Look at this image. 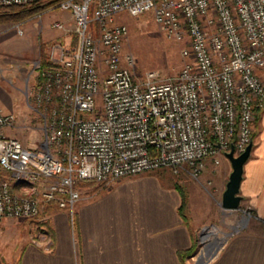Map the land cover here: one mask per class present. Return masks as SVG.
<instances>
[{"label":"built area","instance_id":"built-area-1","mask_svg":"<svg viewBox=\"0 0 264 264\" xmlns=\"http://www.w3.org/2000/svg\"><path fill=\"white\" fill-rule=\"evenodd\" d=\"M41 0H0V7ZM73 20V42L47 45L36 63L31 108L43 139L25 145L8 135L16 114L0 106V219L28 221L37 243L48 234L47 204L73 211L80 182L106 189L119 179L167 168L197 179L211 158L244 150L264 109V0H58ZM151 11L168 38L183 41L185 62L157 78L134 76L123 52L121 13ZM21 22L14 24L23 33ZM53 28L67 29L60 20ZM17 186V190L12 186Z\"/></svg>","mask_w":264,"mask_h":264},{"label":"crops","instance_id":"crops-1","mask_svg":"<svg viewBox=\"0 0 264 264\" xmlns=\"http://www.w3.org/2000/svg\"><path fill=\"white\" fill-rule=\"evenodd\" d=\"M254 130L239 192L264 221V109ZM5 132L17 136L13 127ZM224 158L220 168L213 161L207 167L218 177L231 169ZM81 187L72 219L67 210L45 206L47 247L35 241L41 236L30 222L0 219V264H181L178 251L190 248L192 229L178 213L180 195L168 177L153 170L106 189L91 182ZM208 264H264V232L256 227L232 236Z\"/></svg>","mask_w":264,"mask_h":264},{"label":"rangeland","instance_id":"rangeland-1","mask_svg":"<svg viewBox=\"0 0 264 264\" xmlns=\"http://www.w3.org/2000/svg\"><path fill=\"white\" fill-rule=\"evenodd\" d=\"M44 2L46 0L39 4ZM11 11L12 6L0 7L2 13ZM115 19L126 26L122 49L135 58L133 71L137 79H141L147 71H154L157 78L172 75L185 62L180 55L184 42L168 38L155 22L151 11L138 15L124 12ZM53 20L62 21L67 31L51 27ZM17 22L22 23V34L14 29ZM72 27L69 12L51 6L25 19L0 22V106L16 114L12 127L16 137L25 145L38 146L43 139L41 118L30 106L32 86L37 78L36 63L43 58L51 42H73ZM258 74L264 82V67L259 69ZM252 133L254 135L255 130ZM222 161H225L224 156L219 157L217 168L221 167ZM210 162L211 158L205 160V167L197 179L182 170L174 173L167 168L156 169L185 194L184 210L188 219L185 224L191 225L193 246L185 264H208L236 234L256 227L264 232V221L255 217L250 204L241 202L240 207L234 210L220 206L219 189L228 177L226 174L218 177L217 172L211 173L212 169L207 168ZM216 241L219 242L214 245ZM202 250L206 257L201 261L198 256Z\"/></svg>","mask_w":264,"mask_h":264},{"label":"water","instance_id":"water-1","mask_svg":"<svg viewBox=\"0 0 264 264\" xmlns=\"http://www.w3.org/2000/svg\"><path fill=\"white\" fill-rule=\"evenodd\" d=\"M253 145V137L238 154H234V146L230 145V149L224 152V156L230 162L231 170L225 182V187L222 190L219 204L223 209L234 210L238 209L242 202V195L240 194V183L243 176V166L245 161L249 158Z\"/></svg>","mask_w":264,"mask_h":264},{"label":"trees","instance_id":"trees-1","mask_svg":"<svg viewBox=\"0 0 264 264\" xmlns=\"http://www.w3.org/2000/svg\"><path fill=\"white\" fill-rule=\"evenodd\" d=\"M42 1V0H41ZM34 2L28 6L26 5H13L12 6V10L10 13H2L0 12V22H4V21H8V20H21V19H25L27 17L32 16L33 14L39 13L40 10L44 7L53 5L54 3H56L58 0H46V2L39 4V2ZM48 64V57H47V52L44 53L43 58L40 60V65H46ZM260 110L256 111V116L255 118H258ZM253 135V133H252ZM83 182H80L79 185H83ZM177 190L179 192L180 195V203L178 205V213L180 214V216L182 217L183 221L185 223L188 222L187 219V215L185 213V194L182 191V189H180L179 187H177ZM46 221H44L42 223L43 227H46ZM193 246H190V248L186 249V250H181L178 251V256L181 260V264H185V258L187 257V255H189V253L192 251Z\"/></svg>","mask_w":264,"mask_h":264},{"label":"bare ground","instance_id":"bare-ground-1","mask_svg":"<svg viewBox=\"0 0 264 264\" xmlns=\"http://www.w3.org/2000/svg\"><path fill=\"white\" fill-rule=\"evenodd\" d=\"M219 242V241H218ZM217 241L216 242H214V245H217V243H218ZM208 252V251H207ZM199 259H201V261L202 260H204V258L206 257V254H205V252H204V250H202L201 252H200V254H199Z\"/></svg>","mask_w":264,"mask_h":264}]
</instances>
